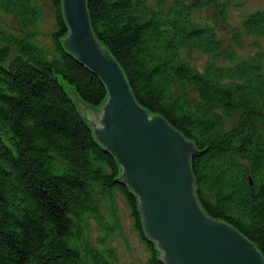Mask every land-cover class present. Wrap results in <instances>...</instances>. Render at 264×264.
Instances as JSON below:
<instances>
[{
  "label": "trees",
  "instance_id": "1",
  "mask_svg": "<svg viewBox=\"0 0 264 264\" xmlns=\"http://www.w3.org/2000/svg\"><path fill=\"white\" fill-rule=\"evenodd\" d=\"M220 1L206 0L214 6ZM50 2L55 55L47 58L32 35L23 33L40 19L35 0H0V11L12 14L22 28L16 36L2 32L6 44L0 45V264H82V252L71 241L81 236L83 214L100 218L94 184L125 194L151 252L146 264H165L144 235L137 199L120 177L116 158L75 102L76 96L99 106L107 88L63 47L69 29L62 0ZM87 7L97 40L124 70L139 104L194 144L191 169L202 209L236 228L264 258L260 61L244 59L232 67L211 62L202 72L181 62L180 49L214 53L222 46L213 28L194 23L193 5L183 1L166 11L148 0H87ZM244 30L264 37V10L251 13ZM10 44L19 48L16 57ZM235 115L237 122L228 128L224 117ZM86 251L94 264H113L112 255Z\"/></svg>",
  "mask_w": 264,
  "mask_h": 264
},
{
  "label": "water",
  "instance_id": "2",
  "mask_svg": "<svg viewBox=\"0 0 264 264\" xmlns=\"http://www.w3.org/2000/svg\"><path fill=\"white\" fill-rule=\"evenodd\" d=\"M62 17L69 29L63 47L97 75L108 92L99 106L75 96L77 107L96 139L116 158L159 258L166 264H264L254 243L202 209L191 169L194 144L139 104L124 70L97 40L87 0H62Z\"/></svg>",
  "mask_w": 264,
  "mask_h": 264
},
{
  "label": "rangeland",
  "instance_id": "3",
  "mask_svg": "<svg viewBox=\"0 0 264 264\" xmlns=\"http://www.w3.org/2000/svg\"><path fill=\"white\" fill-rule=\"evenodd\" d=\"M148 1L153 8L164 11L176 1L192 4L194 23L200 27L213 28L220 39L221 49L214 53L180 49L177 56L181 62L188 63L202 72L211 62L223 67H232L244 59H257L264 70V37L249 35L244 30V22L248 16L264 10V0H221L219 6L208 5L206 0ZM35 4L40 10V19L35 26L24 28L23 33L32 35L33 41L42 47L47 58H52L55 55V12L50 0H35ZM19 29L22 30L12 14L0 11V45L6 44L2 39V32L8 37L16 36ZM10 45L13 47L11 57H16L19 48L15 44ZM182 88L178 84L177 90L181 91ZM184 90L187 91L189 100H195L196 94L192 88L186 87ZM237 119V115L224 117L228 128L235 125ZM94 185L97 215H100V218L92 213L83 214L78 222L82 228L81 236L71 241V245L82 252V264H94L86 248L107 256L112 255L113 264H146L151 258V252L142 233L135 226V219L125 194L117 190L106 193L97 184ZM137 209L142 223L138 206ZM144 235L146 236L145 233ZM152 242L156 247V243L153 240ZM156 250L158 251L157 247Z\"/></svg>",
  "mask_w": 264,
  "mask_h": 264
},
{
  "label": "bare ground",
  "instance_id": "4",
  "mask_svg": "<svg viewBox=\"0 0 264 264\" xmlns=\"http://www.w3.org/2000/svg\"><path fill=\"white\" fill-rule=\"evenodd\" d=\"M54 9V8H53ZM30 33V32H29ZM42 48V47H41ZM166 264V263H165Z\"/></svg>",
  "mask_w": 264,
  "mask_h": 264
}]
</instances>
